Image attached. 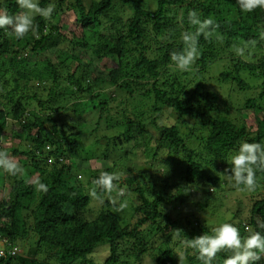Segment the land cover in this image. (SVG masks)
Instances as JSON below:
<instances>
[{"label": "trees", "instance_id": "16d2710c", "mask_svg": "<svg viewBox=\"0 0 264 264\" xmlns=\"http://www.w3.org/2000/svg\"><path fill=\"white\" fill-rule=\"evenodd\" d=\"M39 3L54 12L36 16V35L16 40L0 30V149L23 169L0 170V264H202L177 231L193 238L223 222L245 237L259 230L264 171L250 191L233 187L225 169L242 141L264 144V8L245 13L236 0ZM192 10L218 26L198 37L200 55L181 72L170 53L185 47L183 31H195ZM0 11L21 10L0 0ZM222 62L217 75L208 72ZM166 109L176 120L163 124ZM101 140L106 150L97 154ZM120 170L127 194L117 212L88 193L101 171ZM228 255L220 251L214 264Z\"/></svg>", "mask_w": 264, "mask_h": 264}, {"label": "clouds", "instance_id": "9594fccd", "mask_svg": "<svg viewBox=\"0 0 264 264\" xmlns=\"http://www.w3.org/2000/svg\"><path fill=\"white\" fill-rule=\"evenodd\" d=\"M16 3L21 10L18 14L0 11V30L11 34L16 40L24 39L29 33L36 35V16L48 19L54 12L53 5L41 7L39 0H16ZM236 3L245 13L264 8V0H236ZM188 22L195 27V31H183L181 39L185 47L182 51L170 53L171 62L181 72L188 71L200 55L198 37L201 34L207 36L212 28L218 26L212 18L201 19L195 10L188 13ZM246 49L247 45L238 47L236 54L243 57ZM229 162L230 166L225 169V174L233 187L243 186L247 190H255L257 172L264 171V144L242 141L230 156ZM0 170L10 176L20 175L23 171L22 166L11 154L2 149H0ZM126 176V170L101 171L92 180L94 187L90 189L88 195L100 200L101 203L103 198L107 197L116 206L117 212L122 211L126 203H121L120 198L127 194V188L121 185ZM37 190L47 192L48 188L43 182H38ZM256 227L259 230L249 229V234L245 237L242 236L235 222H223L214 227L211 234L203 233L188 238L182 230H179L176 232V237L181 240L185 248L196 250L197 258L202 264H214L217 254L222 250L230 252V255L223 259V264H256L264 256V220H258ZM181 233L184 234L182 237Z\"/></svg>", "mask_w": 264, "mask_h": 264}, {"label": "rangeland", "instance_id": "374dc122", "mask_svg": "<svg viewBox=\"0 0 264 264\" xmlns=\"http://www.w3.org/2000/svg\"><path fill=\"white\" fill-rule=\"evenodd\" d=\"M226 64L227 63H225V62H222L221 64H216V65H214V63L212 64V65H210L209 66V68H208V72L212 75V74H218L221 70H223L224 68H226L227 66H226ZM245 78L247 79V81L249 82V84H251V85H260L261 84V79H259V80H257L256 82L255 81H253L252 79H249V77H248V75L246 74L245 75ZM217 88V87H216ZM215 88V89H216ZM40 89H41V87L40 88H37V90H38V92L40 91ZM217 89H219V88H217ZM46 94H47V92L46 91H40V96H42V97H45L46 96ZM241 95V94H240ZM224 97H226L225 95H223ZM222 96V97H223ZM223 97V99H225ZM237 101V100H236ZM243 100H240L239 99V103L242 105L243 104ZM221 111H223L224 112V109H221ZM237 113V111H234V114H236ZM176 120V115L171 111V110H169V109H166V110H164L163 112H162V118H161V122L163 123V124H168V123H170V122H172V121H175ZM189 122V125L190 124H192V122H190V121H188ZM105 133V132H104ZM194 135V134H193ZM85 137V139H84V144L85 145H88L89 143H92V141L91 140H89L88 138H87V136L85 135L84 136ZM12 142H15L14 141V139H12ZM106 148V145H105V140H101L100 141V144L98 145V147H96V149H95V152L97 153V154H104L105 153V149ZM84 149H87V148H85L84 147ZM81 150L82 151V153H84L85 152V150ZM136 157H134V159H135ZM138 160H140V158H136V161H138ZM138 163H139V161H138ZM140 164V163H139ZM141 165H144V164H141ZM85 175L86 174H84V177H85ZM81 179H83V176H82V174H81ZM86 180V179H85ZM93 205H95V204H93ZM124 208H126V207H124ZM92 215V218L94 217V215L95 214H91ZM0 246H2L1 244H0ZM100 248H102V245H99V246H97V250H99ZM107 256V255H106ZM106 256H104V258L106 257ZM99 260H101V259H99Z\"/></svg>", "mask_w": 264, "mask_h": 264}, {"label": "built area", "instance_id": "2783aa9c", "mask_svg": "<svg viewBox=\"0 0 264 264\" xmlns=\"http://www.w3.org/2000/svg\"><path fill=\"white\" fill-rule=\"evenodd\" d=\"M2 252H0V255H1Z\"/></svg>", "mask_w": 264, "mask_h": 264}]
</instances>
